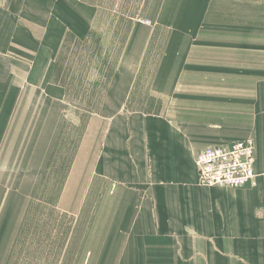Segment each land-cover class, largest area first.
Masks as SVG:
<instances>
[{
	"label": "crops",
	"instance_id": "obj_1",
	"mask_svg": "<svg viewBox=\"0 0 264 264\" xmlns=\"http://www.w3.org/2000/svg\"><path fill=\"white\" fill-rule=\"evenodd\" d=\"M152 5L151 22L127 32L114 69L94 85L99 105L88 108L104 123L90 183L102 176L113 186L105 194L119 195L105 264H264V0ZM17 10V0H0V100L15 105L19 91L67 103L56 59L66 35L90 34L96 12L61 36L47 10ZM248 138L252 182L199 183L200 151Z\"/></svg>",
	"mask_w": 264,
	"mask_h": 264
},
{
	"label": "rangeland",
	"instance_id": "obj_2",
	"mask_svg": "<svg viewBox=\"0 0 264 264\" xmlns=\"http://www.w3.org/2000/svg\"><path fill=\"white\" fill-rule=\"evenodd\" d=\"M89 7L90 34L66 35L54 69L72 99L18 91L15 105L0 100V262L7 252L10 264H105V225L119 195L105 194L113 186L102 176L90 183L104 123L88 108L99 105L94 85L114 69L127 32L151 22L152 0H17L18 18L47 10L61 36Z\"/></svg>",
	"mask_w": 264,
	"mask_h": 264
},
{
	"label": "built area",
	"instance_id": "obj_3",
	"mask_svg": "<svg viewBox=\"0 0 264 264\" xmlns=\"http://www.w3.org/2000/svg\"><path fill=\"white\" fill-rule=\"evenodd\" d=\"M199 183L208 187H243L256 177L251 138L208 146L197 156Z\"/></svg>",
	"mask_w": 264,
	"mask_h": 264
}]
</instances>
